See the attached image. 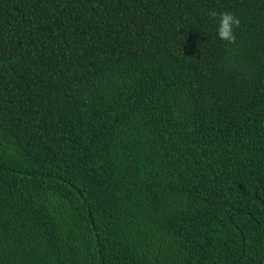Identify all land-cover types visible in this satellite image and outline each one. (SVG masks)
<instances>
[{
  "label": "trees",
  "instance_id": "1",
  "mask_svg": "<svg viewBox=\"0 0 264 264\" xmlns=\"http://www.w3.org/2000/svg\"><path fill=\"white\" fill-rule=\"evenodd\" d=\"M0 264H264V0H0Z\"/></svg>",
  "mask_w": 264,
  "mask_h": 264
},
{
  "label": "clouds",
  "instance_id": "2",
  "mask_svg": "<svg viewBox=\"0 0 264 264\" xmlns=\"http://www.w3.org/2000/svg\"><path fill=\"white\" fill-rule=\"evenodd\" d=\"M212 17L219 15L218 37L229 44L235 43L236 35L234 29L239 27L240 20L231 12L211 13Z\"/></svg>",
  "mask_w": 264,
  "mask_h": 264
}]
</instances>
